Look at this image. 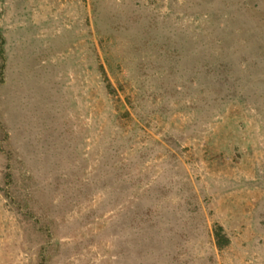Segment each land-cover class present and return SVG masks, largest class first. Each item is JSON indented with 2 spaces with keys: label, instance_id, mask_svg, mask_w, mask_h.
I'll list each match as a JSON object with an SVG mask.
<instances>
[{
  "label": "rangeland",
  "instance_id": "rangeland-1",
  "mask_svg": "<svg viewBox=\"0 0 264 264\" xmlns=\"http://www.w3.org/2000/svg\"><path fill=\"white\" fill-rule=\"evenodd\" d=\"M0 264H264V0H0Z\"/></svg>",
  "mask_w": 264,
  "mask_h": 264
},
{
  "label": "trees",
  "instance_id": "trees-1",
  "mask_svg": "<svg viewBox=\"0 0 264 264\" xmlns=\"http://www.w3.org/2000/svg\"><path fill=\"white\" fill-rule=\"evenodd\" d=\"M217 244H218V245H220V242H219V241H217Z\"/></svg>",
  "mask_w": 264,
  "mask_h": 264
}]
</instances>
